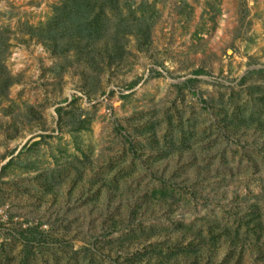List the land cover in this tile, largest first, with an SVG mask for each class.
Segmentation results:
<instances>
[{
  "label": "rangeland",
  "instance_id": "1",
  "mask_svg": "<svg viewBox=\"0 0 264 264\" xmlns=\"http://www.w3.org/2000/svg\"><path fill=\"white\" fill-rule=\"evenodd\" d=\"M0 264H264V0H0Z\"/></svg>",
  "mask_w": 264,
  "mask_h": 264
},
{
  "label": "trees",
  "instance_id": "2",
  "mask_svg": "<svg viewBox=\"0 0 264 264\" xmlns=\"http://www.w3.org/2000/svg\"><path fill=\"white\" fill-rule=\"evenodd\" d=\"M197 74L200 73V71L196 72Z\"/></svg>",
  "mask_w": 264,
  "mask_h": 264
}]
</instances>
